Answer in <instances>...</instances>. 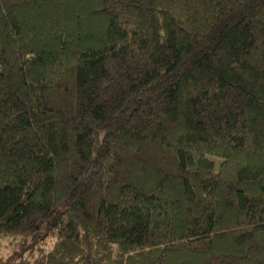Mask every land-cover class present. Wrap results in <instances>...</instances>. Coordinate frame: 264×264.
<instances>
[{
	"label": "trees",
	"instance_id": "16d2710c",
	"mask_svg": "<svg viewBox=\"0 0 264 264\" xmlns=\"http://www.w3.org/2000/svg\"><path fill=\"white\" fill-rule=\"evenodd\" d=\"M0 264H264V0H0Z\"/></svg>",
	"mask_w": 264,
	"mask_h": 264
},
{
	"label": "rangeland",
	"instance_id": "374dc122",
	"mask_svg": "<svg viewBox=\"0 0 264 264\" xmlns=\"http://www.w3.org/2000/svg\"><path fill=\"white\" fill-rule=\"evenodd\" d=\"M8 252H9V250L4 248L3 243L0 242V254L6 255V253H8Z\"/></svg>",
	"mask_w": 264,
	"mask_h": 264
}]
</instances>
